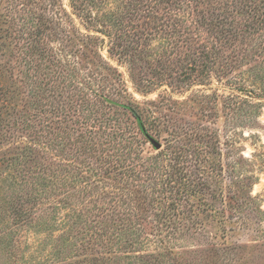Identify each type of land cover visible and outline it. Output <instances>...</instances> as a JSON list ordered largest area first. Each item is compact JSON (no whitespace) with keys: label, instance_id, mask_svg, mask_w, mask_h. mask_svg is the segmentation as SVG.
<instances>
[{"label":"rangeland","instance_id":"1","mask_svg":"<svg viewBox=\"0 0 264 264\" xmlns=\"http://www.w3.org/2000/svg\"><path fill=\"white\" fill-rule=\"evenodd\" d=\"M197 1L175 26L165 0H0V264H264V2ZM30 39L91 76L87 125L56 111L58 63L39 78L49 122L16 128L33 111ZM117 128L145 142L139 160L107 140ZM79 132L101 135L90 165L72 151ZM23 143L52 152L35 158L51 178L33 175L35 202L14 190ZM133 184L157 200L144 219L128 212Z\"/></svg>","mask_w":264,"mask_h":264},{"label":"trees","instance_id":"2","mask_svg":"<svg viewBox=\"0 0 264 264\" xmlns=\"http://www.w3.org/2000/svg\"><path fill=\"white\" fill-rule=\"evenodd\" d=\"M160 1V0H158ZM264 2V0H262ZM195 2L198 3L197 0H175V2H171L169 0H165L164 7L169 5V8L167 9L169 14H172V16L179 17L180 19L176 18L174 21H176L175 26H182V17L183 12H189V9ZM162 4V3H161ZM201 4V3H198ZM255 7H250L251 8V14H257L256 11H258V6L253 5ZM51 41V40H49ZM43 44V45H42ZM41 44L40 39H30L28 41V52L26 53L27 55V61L26 64L29 66L27 69L28 72L26 76L27 79V84L31 87V109L33 110L31 113L28 112V116H21L19 119L15 122L16 123V128H20L22 131H28L32 129L33 127L37 125H41L44 115H47V110L43 111V107H45V99H46V94L49 91L46 89L48 86L49 82L44 83L43 80L39 81V78H41L42 74L43 76L46 77L54 70L55 67H57V64L59 63L62 67L66 70V72L60 71L58 76H57V81H59L60 85H62V80L63 84H67V86L63 85V87H60L58 84L56 85V90L55 93L57 97L60 99V106L61 108H56V111L60 112L64 115L65 111L72 113L74 116H83V120L79 121H74L75 124L79 125V127H83V124L87 125L89 118L84 119V117H87L86 113H89V105L86 91L88 88H90V81L89 79L91 76L89 75H84L81 73V71L76 70V68H69L68 63H66V60L64 58H67V55H62V52H60V58H57V52L53 49V47L49 46L48 44H45L44 42ZM176 46L177 43L175 44ZM120 55L122 54L123 56L128 55V51L131 49L125 48L122 45L120 46ZM203 53V52H202ZM63 56V57H62ZM209 64L206 66L208 68L211 67L212 60L207 59L206 60ZM63 63H66L67 65H63ZM66 66V67H65ZM49 79V77H48ZM56 82V79H54ZM78 84V87H75V84ZM94 103L93 105H95ZM68 107H65V106ZM34 106V107H33ZM42 108V109H40ZM93 108V107H92ZM41 110V112H40ZM40 112V115H39ZM134 115L137 116L136 113L133 112ZM90 120H94L93 118H90ZM49 122L48 116L45 117V125ZM49 126V125H48ZM46 128H49V127ZM116 129V128H114ZM112 135L107 133V140L111 141L112 139L109 137H112L114 141L116 142L115 144L119 145L120 141L122 143L126 144L127 146L124 145V151L121 156L124 157L123 163L126 162V160H129L130 158H134L136 160V157H131L132 154H138L144 153V147H145V142L139 139L136 135H130L128 132H123L120 129L117 128V130H111ZM51 133V132H50ZM56 135V133H55ZM69 136V135H68ZM143 136V135H141ZM67 138V137H66ZM101 138V135H98L97 137V142H95L96 139L94 137H91L88 139V137L84 136L83 133L80 134L78 133V136L76 137V140L73 141V145L75 146L72 151H75V153L80 157L79 164H88L90 165V159L94 160L96 158V150H101L99 148L102 146L99 142L98 139ZM143 139V137H142ZM101 140V139H100ZM145 140V139H144ZM88 142H90L88 144ZM29 143H23L22 145V157H19V162L16 164V175L14 177V187H15V192L19 193V198H25L26 202H35L39 200V193L44 192V190L41 189V184L40 181L35 179V174H39L40 178L43 180H51V178L47 175V169L44 166L37 165L36 157H39L40 160L45 158L46 154H49L51 152L50 148L45 147L44 145H37V144H30ZM45 144V143H44ZM80 144V145H78ZM65 147V145H61V141L58 142V149L62 151V149ZM32 148V149H31ZM68 148V147H66ZM65 148V149H66ZM71 148V147H70ZM69 148V149H70ZM57 149V150H58ZM139 151V152H137ZM59 152V151H58ZM38 153L39 155L35 154ZM52 153V152H51ZM140 155V154H138ZM53 157H57L59 155H52ZM162 156L157 155L152 158H148L144 161L145 165H142L143 172L146 174L148 173V176H155L154 172L158 169H160V161H161ZM78 159V158H77ZM58 160V159H55ZM141 160V159H140ZM34 162V163H31ZM53 163V162H52ZM63 162H58L57 165L62 164ZM33 168V169H32ZM131 167H129L130 170ZM58 170V169H57ZM131 172L137 171V169L132 167L130 170ZM33 176V177H32ZM34 179V180H33ZM150 180V179H149ZM151 183L154 182L150 180ZM137 182V181H136ZM149 183V184H151ZM40 187V188H39ZM125 194L128 200V212H130V215L135 216L136 218H142L143 216L146 215L150 211V208L152 206L151 201L156 202L155 198L148 194L149 190L151 189L148 186L145 185H137L133 184L131 186L124 187ZM86 193V190H85ZM15 198V197H14ZM16 199V198H15ZM18 207H21L20 203H18ZM14 208H17V204H14ZM17 213L23 214V210H19ZM135 218V219H136ZM144 219V217L142 218ZM141 219V220H142ZM128 228V227H127ZM103 231L99 230L98 233H96V236L102 237L101 240H104L108 235L105 234V229L102 228ZM156 230V229H155ZM153 229V232L155 231ZM140 234V232H139ZM131 243V242H127ZM134 244V243H133ZM129 244L130 248H135V245ZM138 244V243H137ZM128 248V247H127ZM156 259V258H153Z\"/></svg>","mask_w":264,"mask_h":264},{"label":"water","instance_id":"3","mask_svg":"<svg viewBox=\"0 0 264 264\" xmlns=\"http://www.w3.org/2000/svg\"><path fill=\"white\" fill-rule=\"evenodd\" d=\"M152 144L154 145V147L158 150L161 148V144L155 140H152Z\"/></svg>","mask_w":264,"mask_h":264}]
</instances>
